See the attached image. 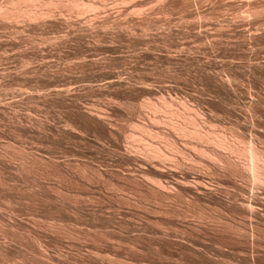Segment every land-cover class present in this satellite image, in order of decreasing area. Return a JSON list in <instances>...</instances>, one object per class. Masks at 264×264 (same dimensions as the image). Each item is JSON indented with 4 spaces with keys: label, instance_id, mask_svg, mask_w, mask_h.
<instances>
[{
    "label": "rangeland",
    "instance_id": "rangeland-1",
    "mask_svg": "<svg viewBox=\"0 0 264 264\" xmlns=\"http://www.w3.org/2000/svg\"><path fill=\"white\" fill-rule=\"evenodd\" d=\"M170 54L176 60L166 61ZM256 59L264 60V0H0V264H225L232 257L231 263L245 264L231 253H191L186 243L191 238L230 244L227 230L208 221L202 233L191 217L200 205L195 201L163 199L158 206L139 176L140 165L121 162L115 144L120 133L136 144L165 146L164 138L133 124L166 130L170 114L159 112V123L166 126L151 124L153 111L143 105L162 94L190 99L191 107L203 109L213 127L238 128L249 142L257 130L264 132V71L243 70ZM231 60L240 65L228 64ZM217 71L234 80L236 94L230 91L222 99L208 89L206 77ZM109 75L119 83L108 85ZM56 85L73 88L63 99L47 95ZM87 111L104 114L113 134ZM256 137L264 150V136ZM256 185L258 191L264 188ZM254 220V225L246 221L257 231L248 227L256 238L248 232L243 257L252 262L255 251L253 263L264 264V222ZM161 225L174 235L164 237L165 242L151 234ZM180 243L187 244L189 253L179 249ZM164 245L172 257L162 256Z\"/></svg>",
    "mask_w": 264,
    "mask_h": 264
},
{
    "label": "bare ground",
    "instance_id": "bare-ground-1",
    "mask_svg": "<svg viewBox=\"0 0 264 264\" xmlns=\"http://www.w3.org/2000/svg\"><path fill=\"white\" fill-rule=\"evenodd\" d=\"M15 1V0H14ZM20 1V0H19ZM77 1V0H76ZM22 2V1H21ZM20 2V3H21ZM75 2V1H74ZM73 2V3H74ZM17 3V1H16ZM15 3L16 6H19V4L17 5ZM72 3V4H73ZM76 4V3H75ZM86 4V3H84ZM89 4V3H88ZM87 4V5H88ZM81 5V2H80ZM86 5V7H87ZM20 6H22L20 4ZM76 6V5H73ZM82 6L83 5L82 3ZM89 6V5H88ZM13 7V6H11ZM90 7V6H89ZM92 7V6H91ZM14 8H16L14 6ZM20 9V8H18ZM25 9V8H24ZM9 10V8H8ZM11 10V9H10ZM17 10V9H16ZM23 10V9H22ZM13 11V10H12ZM26 11V10H25ZM32 11V10H31ZM34 11V10H33ZM32 11V12H33ZM9 12V11H8ZM20 12V11H19ZM17 10V14L19 13ZM22 12V11H21ZM29 12V11H28ZM10 13V12H9ZM6 12L4 14V16H6ZM8 15V14H7ZM12 15H15V11L14 14L12 12ZM51 44V43H50ZM142 44V43H141ZM191 44V43H190ZM159 45V44H158ZM181 45V44H180ZM188 45V44H186ZM211 45V44H210ZM57 46V45H56ZM150 46V45H149ZM156 46V45H155ZM111 47V46H110ZM159 47V46H158ZM183 47V46H182ZM189 47V45H188ZM50 48V47H49ZM140 48V47H139ZM157 48V47H156ZM162 48V47H161ZM107 49V48H105ZM163 49V48H162ZM142 50V48H141ZM79 53L81 52L80 50H78ZM109 51V50H108ZM50 52V51H49ZM184 52V51H182ZM189 52V51H188ZM149 53V52H147ZM190 53V52H189ZM146 54V53H145ZM158 54V53H157ZM169 54V53H168ZM172 54V53H171ZM165 55L166 57V61H172V60H176V57H173L172 55ZM184 54V53H183ZM192 54V53H191ZM155 55V54H154ZM181 55V54H180ZM190 55V54H189ZM80 56V55H79ZM158 57V55H156ZM185 56V55H184ZM48 57V55H47ZM87 57V55H86ZM154 57V56H153ZM85 58V57H84ZM97 58V57H96ZM101 58V57H100ZM182 58V57H181ZM185 58V57H184ZM196 58V57H195ZM186 59V58H185ZM230 59V58H229ZM255 59V58H254ZM263 59V58H261ZM51 60V59H50ZM83 60V59H82ZM87 60V59H84ZM93 60V59H92ZM96 60V59H95ZM181 60V59H180ZM187 60V59H186ZM189 60V59H188ZM192 60V59H191ZM248 60V59H247ZM47 61V59H46ZM49 61V60H48ZM195 61V60H194ZM226 61V60H225ZM55 62V61H54ZM86 62V61H85ZM94 62V60H93ZM98 62V61H96ZM159 62V61H158ZM167 62V63H168ZM175 62V61H174ZM179 62V61H178ZM183 62V61H182ZM187 62V61H186ZM191 62V61H190ZM217 62V61H216ZM241 62V61H239ZM53 63V62H51ZM87 63V62H86ZM176 63V62H175ZM222 63V62H221ZM46 64V62H45ZM55 64V63H53ZM95 64V63H94ZM155 64V63H153ZM183 64V63H182ZM208 64V63H207ZM228 64L230 65H235L236 67L239 66L240 64L235 63L234 60H231ZM51 65V64H50ZM62 65V64H61ZM82 65V64H81ZM102 65V64H100ZM54 66V65H53ZM97 66V65H96ZM179 66V65H178ZM187 66V65H186ZM210 66V65H208ZM213 66V64H212ZM221 66V65H220ZM242 66V65H241ZM152 67V66H151ZM182 67V66H181ZM85 68V67H84ZM244 68V67H242ZM241 68V69H242ZM158 69V67H157ZM264 69V60L260 61L257 60L255 62H253L251 60V62L247 65L246 68H244L243 70H245V72H250V73H257V74H262V71ZM48 70V68H47ZM50 70V68H49ZM211 70V68H210ZM214 70V69H213ZM212 70V71H213ZM52 71V70H51ZM201 71V70H200ZM207 71V70H206ZM48 72V71H47ZM60 72V70H59ZM108 72V71H107ZM106 72V73H107ZM110 72V71H109ZM210 72V71H208ZM50 73V72H48ZM67 73V72H66ZM247 73V74H248ZM55 74V73H53ZM113 74V73H112ZM204 74V73H203ZM47 75V74H46ZM205 75V74H204ZM209 75V74H208ZM206 75V76H208ZM68 76V75H67ZM261 76V75H260ZM53 77V76H52ZM102 77V76H100ZM151 77V76H150ZM259 77V76H258ZM263 77V76H261ZM60 78V77H59ZM66 78V77H65ZM77 78V77H76ZM207 80L206 84L208 86H210V88L208 87V89L211 90H215V93H218L217 97H221L223 99V95L224 97L226 95L229 94L230 91L233 92V94H236L232 89H234V86L231 84L233 83V79H231L230 77H226L223 78V76L221 77L220 74L218 73V71L212 72L210 73V75L208 77H206ZM51 79V78H49ZM53 79V78H52ZM55 79V78H54ZM146 79V78H145ZM150 79V78H149ZM205 79V78H204ZM64 80V79H63ZM77 80V79H76ZM97 80V79H96ZM105 80L107 82L108 85H114V84H118L119 82L117 80H115V76L113 75H109L107 77H105ZM140 80V79H138ZM148 80V79H147ZM61 81V80H60ZM72 81V80H71ZM232 81V82H231ZM68 82V81H67ZM105 82V81H104ZM130 82V81H129ZM140 82H142L140 80ZM150 82V80H149ZM147 81V83H149ZM61 83V82H60ZM74 83V82H73ZM137 83V82H136ZM72 84V83H71ZM151 84V83H150ZM205 84V83H204ZM53 85V83H52ZM70 85V84H69ZM68 85V86H69ZM129 85V84H128ZM146 85V84H145ZM144 85V86H145ZM73 86V85H71ZM90 86V84H89ZM88 86V87H89ZM92 86V85H91ZM138 87V85H136ZM142 86V85H141ZM52 87V86H51ZM50 87V88H51ZM84 87V86H83ZM87 87V86H86ZM114 87V86H113ZM130 87V86H129ZM148 87V86H147ZM167 87V86H166ZM206 87V86H205ZM213 89H212V88ZM253 88H257L256 86H253ZM49 88V87H48ZM47 88V89H48ZM73 88V87H72ZM71 88V89H72ZM91 88V87H90ZM95 88V87H94ZM97 88V87H96ZM115 88V87H114ZM136 88V87H134ZM151 88V87H150ZM156 88V87H155ZM154 88V89H155ZM173 88V87H172ZM171 88V89H172ZM252 88V89H253ZM70 89V90H71ZM100 89V88H99ZM105 89V88H104ZM251 89V90H252ZM69 88H66L65 85H56L55 88H51V90L49 91V93H46L47 95H52V94H56L59 97H63L65 96L66 98V93L69 92L68 91ZM128 90V89H127ZM143 90V89H142ZM157 90V89H156ZM236 91V89H234ZM250 90V87H249ZM132 91V90H131ZM173 91V90H172ZM258 91L257 89L253 92ZM261 91V90H260ZM259 91V92H260ZM48 92V91H47ZM155 92V91H154ZM161 92V91H160ZM252 92V93H253ZM257 92V93H259ZM228 93V94H226ZM249 93V92H248ZM251 93V91H250ZM249 93V94H250ZM252 93L250 95L247 94V91L245 92V94H247L249 97H251ZM165 94V92H164ZM232 94V95H233ZM256 94V93H255ZM259 93V98L260 97ZM177 95V94H176ZM231 95V94H229ZM228 95V96H229ZM258 95V94H256ZM68 96V94H67ZM180 96V95H179ZM173 97V96H168L165 97L163 96V94L161 95V99H159L158 101L155 100V102H148L145 103L143 105H146V107H150L153 111L152 114V119H150L151 124L152 123H156L158 124L159 122H161V118L159 115L161 111L164 112H168V114H170L171 116V120H168V122L166 123V130L162 131H153L152 126L148 125H144V124H139V123H133L134 126L138 127V129H142L144 132L146 131V133L150 134L151 136L153 135L154 137H162V139H165V146L162 145V147L159 145H157L156 143L152 142V143H148L147 145L143 142V144L139 143L136 144L133 141H130L128 139H124V137L121 136V134L119 133L118 136V141L115 144V148L116 150L119 152L120 157L122 158L121 162L124 160L127 163L132 164H138L140 165V170L138 168V172H139V176H141V178L147 182V186L150 188V190L152 191V197L154 199V201L158 204H160L161 206L163 205L161 203L164 202V200H171V199H180L185 200L186 203L191 204L192 201L197 202L199 205V208L197 210H194V214H192L194 221H196V226L199 224L201 227L199 230L202 231V229H204V232L202 231V233L206 234L207 228H205V225H207V223L209 224V222L213 223V225L216 224L215 228L218 227V229H222L223 230H227L226 232L228 233V235H226L225 238H228V242L230 244H224L222 241L218 240L217 243H213V244H205L202 243L203 241L199 242L196 240H193L192 238L187 241L186 243L189 244L188 249H190L189 251L192 250L191 253H195L197 256L199 254V256L201 255V257H203L204 255L206 256V254L208 252H213L214 255L216 254L217 256L223 255V256H227V254L231 253L232 255H236L238 257V259H240L239 261L241 263H245V264H256L253 263V259L255 261V258H257V256H255V254L257 252H255L253 249V254L252 255V262L251 260H249V254H248V259L247 261L245 260L247 257H245L248 253V251L246 252V250L243 247V245H246V241L244 242L245 244H243L244 239H246V236H248V232L251 229H255V226L249 227L248 224L250 222H252L251 225L256 224L257 220H254V218L260 220L258 222H264V188L263 189H259L260 191H258V189L256 190L255 188V184H258L256 186H259V188L264 186V150H262V148L260 149L259 145L258 146V142L259 139H257V137L255 138V136L259 135L260 139L261 136H264V132H261V128L259 130L256 131V135L253 136L252 138L249 140V142L245 139L244 141V136L243 133H239L236 132L237 129L232 128V129H228L229 127L225 129L222 128H215L213 127L211 124H209V117L205 116V112L202 111L203 109H194L192 108L193 106L190 104L188 99L181 97ZM228 96H226L228 98ZM241 96V94H240ZM255 96V95H254ZM262 96V95H261ZM253 97V95H252ZM69 98V97H68ZM187 98V97H186ZM254 98V97H253ZM63 99V98H62ZM226 99V98H225ZM224 99V100H225ZM251 99V98H249ZM252 100V99H251ZM257 104L260 102L258 100V98L256 99ZM63 101V100H62ZM263 102V101H262ZM143 103V102H141ZM192 103V102H191ZM249 103V100H248ZM246 103V104H248ZM140 104V103H139ZM175 104H180V106H182V108H184L183 110H181L180 108L175 107ZM250 104V103H249ZM249 109L252 108V104L254 106V102L251 104V106ZM260 104L263 105V103L260 102ZM142 106V105H141ZM178 106V105H177ZM192 106V107H191ZM80 107V106H78ZM88 107V106H87ZM144 107V106H142ZM82 108V107H81ZM90 108V107H89ZM93 109V108H92ZM101 109V108H100ZM103 109V108H102ZM142 109V108H141ZM146 109V108H145ZM149 109V108H148ZM82 110V109H81ZM86 110V108H85ZM116 110V109H115ZM140 110V109H138ZM253 110V109H251ZM103 111V110H102ZM105 111V110H104ZM107 111V110H106ZM149 111V110H148ZM101 112V111H100ZM163 112V113H164ZM106 113V112H105ZM162 113V112H161ZM84 114V113H83ZM86 114L92 119H96L100 125H103L101 127H104V129H106L107 131H109V133L112 135V130H111V124L107 121V118L104 114L96 112L93 113L91 111H87ZM140 114V113H139ZM85 115V114H84ZM164 115V114H163ZM207 115V114H206ZM86 116V115H85ZM87 116V117H88ZM208 117V119H207ZM82 120V119H81ZM94 120V122L96 121ZM160 120V121H159ZM93 122V120H92ZM145 122V121H144ZM158 122V123H157ZM164 122V120H163ZM118 123V122H117ZM72 124V123H71ZM114 124V123H113ZM132 124V123H131ZM161 123H159L158 125H160ZM161 124V125H162ZM211 126H209V125ZM221 124V122H220ZM218 124V125H220ZM49 125V124H48ZM86 125V124H85ZM155 125V124H153ZM157 125V126H158ZM160 125V126H161ZM217 125V126H218ZM125 126V125H124ZM129 126V125H128ZM133 126V125H132ZM131 126V127H132ZM228 126V125H227ZM81 127V126H80ZM87 127V126H86ZM91 127V126H90ZM96 127V126H95ZM98 127V125H97ZM120 127V126H119ZM155 127V126H154ZM47 128V127H46ZM115 128V127H114ZM157 128V127H156ZM91 129V128H90ZM98 129V128H97ZM102 129V128H101ZM234 129V130H233ZM263 129V128H262ZM62 130V129H61ZM65 130V129H63ZM247 130V129H246ZM99 131V130H98ZM114 131V129H113ZM122 131V130H121ZM142 131V132H143ZM242 131V130H241ZM65 132V131H63ZM76 132V131H75ZM120 132V131H119ZM123 132V131H122ZM121 132V133H122ZM67 133V132H66ZM104 133V132H102ZM108 133V134H109ZM138 133V132H137ZM145 133V134H146ZM59 134V133H58ZM101 134V132H100ZM123 134V133H122ZM132 134V133H131ZM131 134L129 136H131ZM134 134V133H133ZM242 134V135H241ZM253 134V133H252ZM63 135V134H62ZM135 135V134H134ZM143 135V134H142ZM115 136V134H114ZM128 136V134H127ZM133 136V135H132ZM131 136V137H132ZM254 137V138H253ZM99 138V137H98ZM97 138V139H98ZM117 138V137H116ZM115 138V139H116ZM128 138V137H127ZM135 138V137H134ZM139 138V137H137ZM264 139V138H263ZM262 139V140H263ZM134 141L136 139H133ZM146 141V139L144 140ZM148 141V140H147ZM160 141V139H159ZM162 141V140H161ZM248 143H247V142ZM246 142V146H244L242 143ZM112 143V142H111ZM110 143V144H111ZM263 145V144H262ZM163 147H166L169 149V153L165 152ZM145 148H148V153L146 154L144 151ZM264 148V147H263ZM114 149V148H113ZM144 149V150H143ZM143 150V151H142ZM147 150V149H146ZM190 150V152L188 151ZM192 151H194V154H196L195 156L193 155V153H191ZM112 155V154H111ZM114 158V157H113ZM189 161V162H187ZM186 163H190L189 165H187ZM119 164V163H118ZM186 164V165H185ZM121 165V164H120ZM131 169V168H130ZM130 171V170H129ZM132 174V173H131ZM134 174V173H133ZM136 177V176H135ZM139 179V178H138ZM141 180V179H140ZM135 181V180H134ZM133 181V182H134ZM249 182V183H245L243 184V182ZM242 182V183H241ZM135 183V182H134ZM140 183V182H139ZM138 184V182H137ZM136 184V185H137ZM251 186H250V185ZM140 185V184H139ZM250 187H249V186ZM262 185V186H261ZM142 186V185H141ZM140 186V187H141ZM146 187V186H145ZM230 187L232 189H230ZM233 187L237 188V190H233ZM142 188V187H141ZM138 191V190H137ZM149 191V190H148ZM146 193V192H145ZM141 194V193H140ZM148 194V193H147ZM146 195V194H145ZM149 195V194H148ZM159 195V196H158ZM151 196V195H150ZM149 196V197H150ZM161 196V198H160ZM60 198V197H59ZM146 198V196H145ZM149 199V198H148ZM151 199V198H150ZM152 199V200H153ZM164 199V200H163ZM165 200V201H166ZM148 201V200H147ZM151 201V200H150ZM172 201V200H171ZM184 201V202H185ZM173 202V201H172ZM146 203V202H144ZM176 204V203H175ZM181 204V203H180ZM171 205V204H170ZM174 205V204H173ZM195 205V204H194ZM192 205V206H194ZM145 206V205H144ZM159 206V205H158ZM160 206V207H161ZM180 206V205H179ZM191 206V205H190ZM166 207V206H165ZM172 207V206H171ZM176 207V206H175ZM144 208V207H143ZM192 208V207H191ZM151 209V208H149ZM148 209V210H149ZM163 209V208H162ZM190 209V207L188 208ZM178 210V209H177ZM193 210V209H192ZM146 211V210H145ZM160 211V210H159ZM191 211V210H190ZM188 211V212H190ZM163 212V211H162ZM151 213V212H150ZM157 213V212H156ZM174 213V212H173ZM192 213V212H190ZM169 214V213H168ZM171 214V213H170ZM161 215V214H160ZM175 215V214H174ZM183 215V214H182ZM114 216V215H113ZM184 216V215H183ZM190 216V215H189ZM151 217V216H150ZM179 217V216H178ZM177 218V217H176ZM187 218V217H186ZM236 218H240L239 221L246 220V221H250V222H239L236 220ZM114 219V218H113ZM147 219V218H146ZM150 219V218H149ZM148 219V220H149ZM190 219V218H189ZM155 220V219H154ZM183 220V219H182ZM193 220L192 223L194 222ZM253 220L255 223H253ZM146 221V220H145ZM150 221V220H149ZM209 221V222H208ZM112 222V221H111ZM114 222V221H113ZM147 222V221H146ZM215 222V223H214ZM119 223V222H117ZM195 223V222H194ZM198 223V224H197ZM241 223V225H240ZM242 223H244L243 225L245 226L246 223V227L242 226ZM134 224V223H133ZM157 224V223H156ZM186 224V223H185ZM220 224V226L218 225ZM261 224V223H260ZM115 225V224H114ZM118 225V224H116ZM128 225V224H127ZM210 225V224H209ZM212 225V226H213ZM134 226V225H133ZM132 226V227H133ZM136 226V225H135ZM134 226V227H135ZM152 226V225H150ZM156 226V225H155ZM160 226V224L158 225ZM193 226V225H192ZM195 226V227H196ZM208 226V225H207ZM131 227V226H130ZM139 227V226H138ZM166 227V226H165ZM165 227H158V229L151 231L152 237H154V239H156V241H160L161 239L163 240L164 237H172L174 236L172 234V232H170L167 228ZM194 227V228H195ZM214 227V226H213ZM211 227V228H213ZM250 230H249V228ZM260 227V225H259ZM263 227V226H262ZM114 228V227H113ZM146 228V227H145ZM171 228V227H170ZM214 228V229H215ZM248 228V229H247ZM257 228V227H256ZM121 229V228H120ZM135 229V228H134ZM185 229V228H184ZM206 229V231H205ZM210 229V228H209ZM260 229V228H259ZM116 230V228H115ZM151 230V229H150ZM182 230V229H181ZM198 230V231H199ZM216 230V229H215ZM222 230V231H223ZM248 230V231H246ZM262 230V229H261ZM118 231V230H117ZM130 231V230H129ZM179 231V230H178ZM183 232H186L184 230H182ZM209 231V230H208ZM214 231V230H211ZM217 231V230H216ZM252 232L254 230H251ZM250 231V232H251ZM255 231H257L255 229ZM131 232V231H130ZM147 232V231H145ZM193 232V231H192ZM251 232V233H252ZM119 233V232H117ZM122 233V232H121ZM144 233V232H143ZM150 233V232H149ZM174 233V232H173ZM180 233V232H179ZM182 233V232H181ZM189 233V232H188ZM195 233V232H194ZM201 233V232H200ZM211 233V232H208ZM225 233V232H223ZM226 233V234H227ZM250 233V235H251ZM133 234V233H132ZM150 234V236H151ZM184 234V233H182ZM181 234V235H182ZM187 234V232H186ZM192 234V233H191ZM198 233H195V235ZM122 235V234H121ZM168 235V236H166ZM222 235V234H221ZM252 235H254V238H256V234L254 232V234L252 233ZM148 237V235H145ZM186 236V235H185ZM192 236V235H191ZM189 236V237H191ZM205 236V235H204ZM151 237V238H152ZM181 237V236H180ZM179 237V238H180ZM188 236L184 237L185 240L187 239ZM212 237V236H209ZM222 237V236H221ZM251 239L253 236H250ZM135 238V237H134ZM144 238V237H143ZM150 238V237H149ZM159 238V239H157ZM178 238V239H179ZM183 238V237H182ZM220 238V237H219ZM224 238V239H225ZM249 238V237H247ZM167 239V238H166ZM169 239V238H168ZM181 239L180 242H182ZM195 239V238H194ZM200 239V238H199ZM207 239V238H206ZM216 239V238H214ZM136 240V239H135ZM184 240V242H185ZM198 240V237H197ZM204 240V238L202 239ZM247 240V239H246ZM164 241V240H163ZM216 241V240H215ZM250 241V240H248ZM252 241V240H251ZM255 241V240H254ZM257 241V240H256ZM161 242V241H160ZM159 244H163L164 242ZM179 242V241H178ZM227 242V243H228ZM183 243V242H182ZM209 243H212L211 240ZM253 243V242H250ZM165 244V243H164ZM172 244V243H171ZM187 244L184 245L180 243V245H183V247H179L184 249V246L187 247ZM249 244V243H248ZM247 244V245H248ZM255 244V243H254ZM260 244V243H259ZM133 245V244H132ZM156 245H158L156 243ZM167 245V244H166ZM164 245V246H166ZM178 245V244H176ZM242 245V246H241ZM253 245V244H252ZM261 245V244H260ZM162 246V245H161ZM160 246V247H161ZM249 246V245H248ZM131 247V246H130ZM133 247V246H132ZM159 246H157L158 248ZM159 247V248H160ZM167 247V246H166ZM177 247V246H175ZM247 247V246H246ZM255 247V245H254ZM252 247V248H254ZM258 247V246H257ZM262 247V246H261ZM165 248V247H164ZM164 248H161V254L162 252H164L162 256H166V257H172V254L174 253H170V248L167 247V249L169 250L168 254L166 253L167 249L165 250ZM172 248V247H171ZM248 248V247H247ZM251 248V249H252ZM138 249V248H137ZM164 249V251H162ZM188 249H184L188 251ZM136 250V249H135ZM174 250V249H173ZM160 251V250H159ZM158 251V253H159ZM179 251V250H178ZM188 251V253H189ZM250 255L251 250H249ZM176 252V250H175ZM166 253V254H165ZM180 253V252H177ZM184 253V252H183ZM186 253V254H188ZM212 253V254H213ZM194 254V255H195ZM204 254V255H203ZM209 254V253H208ZM258 254V253H257ZM192 255V254H191ZM195 255V256H196ZM203 255V256H202ZM210 255V254H209ZM182 254H180L179 257H181ZM204 256V257H205ZM222 256V257H223ZM229 256V255H228ZM231 256V255H230ZM245 259H244V257ZM174 257V256H173ZM184 257V255H183ZM188 257V255H187ZM236 257V258H237ZM243 257V258H242ZM221 258V257H220ZM235 258V257H234ZM234 258L232 257V260H234ZM110 259V258H109ZM108 259V260H109ZM162 259V258H161ZM166 259V258H165ZM187 259V258H186ZM190 259V258H189ZM199 259V258H198ZM225 259H227V257H224V261L222 262H226ZM236 259V260H238ZM170 260V259H169ZM195 260V259H194ZM202 260V259H200ZM231 258H228L227 260V264H234L231 263ZM244 260V261H243ZM246 261V262H245ZM250 261V262H249ZM181 262V260H180ZM191 262V261H190ZM189 262V263H190ZM193 262V259H192ZM238 262V261H237ZM110 263V262H109ZM173 263V261H172ZM179 263V262H178ZM218 263V262H217ZM220 263V262H219ZM225 263V264H226ZM258 263V262H257ZM114 264V263H113ZM118 264V263H117ZM135 264V263H134ZM193 264V263H192ZM200 264V263H199ZM202 264V263H201ZM236 264V263H235ZM240 264V263H239Z\"/></svg>",
    "mask_w": 264,
    "mask_h": 264
}]
</instances>
